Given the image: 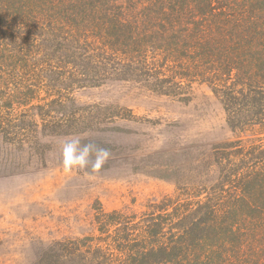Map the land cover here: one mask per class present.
I'll return each mask as SVG.
<instances>
[{"label": "rangeland", "instance_id": "obj_1", "mask_svg": "<svg viewBox=\"0 0 264 264\" xmlns=\"http://www.w3.org/2000/svg\"><path fill=\"white\" fill-rule=\"evenodd\" d=\"M60 4L0 0L4 56H27L37 92L26 106L2 100L0 264L118 263L143 245L150 220L169 218L163 205L218 194L215 147L248 135L231 129L222 100L179 55L162 75L86 66L87 81H74L62 70ZM6 82L1 99L12 96ZM76 138L109 150L102 168L64 166L62 146ZM113 213L122 216L117 234L107 225ZM165 228L163 243L172 244L175 227Z\"/></svg>", "mask_w": 264, "mask_h": 264}, {"label": "trees", "instance_id": "obj_2", "mask_svg": "<svg viewBox=\"0 0 264 264\" xmlns=\"http://www.w3.org/2000/svg\"><path fill=\"white\" fill-rule=\"evenodd\" d=\"M60 7L62 70L74 81H87L86 66L162 75L179 55L222 100L231 129L248 134L215 147L218 194L163 205L170 219L150 220L143 245L116 264H264V0H61ZM4 52L0 46V61L16 67H0L12 91L0 97V113L2 100L21 107L37 94L27 56ZM121 217L107 216L114 234ZM168 221L172 244L163 243ZM157 251L172 257L151 262Z\"/></svg>", "mask_w": 264, "mask_h": 264}, {"label": "clouds", "instance_id": "obj_3", "mask_svg": "<svg viewBox=\"0 0 264 264\" xmlns=\"http://www.w3.org/2000/svg\"><path fill=\"white\" fill-rule=\"evenodd\" d=\"M64 166L66 168H87L90 161L92 171H98L110 156L106 148H100L93 143H81L79 138L65 142L62 146ZM94 157V160H93Z\"/></svg>", "mask_w": 264, "mask_h": 264}]
</instances>
